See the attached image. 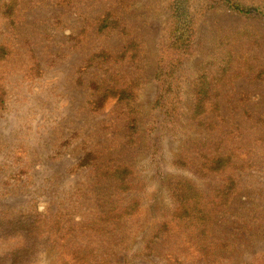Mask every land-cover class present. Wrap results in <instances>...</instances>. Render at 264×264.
<instances>
[{"label":"rangeland","instance_id":"obj_1","mask_svg":"<svg viewBox=\"0 0 264 264\" xmlns=\"http://www.w3.org/2000/svg\"><path fill=\"white\" fill-rule=\"evenodd\" d=\"M10 1L0 0V11ZM16 1L13 25L2 20L0 35L15 42L12 56L0 65L5 91L0 104V227L19 218L36 222L38 250L44 252L33 254L28 264H60L61 245L93 248L108 255L109 264H264V75L256 76L257 68L264 67V38L258 44L230 42L233 55L239 59L243 54L253 71L236 76L230 70L223 79L212 81L217 112L188 121L190 92L184 83L186 102L175 123L170 126L163 114L151 125L153 118L145 115L140 134L129 145L127 113L114 100L101 108L91 106L86 86L97 71L100 59L89 61L95 53L116 55L127 41L118 34H96L94 23L112 11L131 37L143 44L139 70L130 63L101 67L143 75L147 80L137 90L136 103L149 114L157 95L150 78L169 0H73L67 6L62 0ZM191 1L202 11L206 0ZM242 1L264 7V0ZM246 20L222 11L200 18L201 43L187 63L188 80L217 34L222 37L250 24L264 37L263 21ZM34 62L40 73L32 67ZM78 77L83 84H77ZM152 127L156 130L151 134ZM213 150H233L247 164L218 172L198 167L201 153ZM91 151L99 153L96 169L129 165L139 186L108 200L123 207L138 202L137 216L106 224L102 233L96 227L86 228L88 223L95 225L101 209L97 193L104 186L96 182L91 166L78 165ZM183 157L200 173L179 165ZM226 177H232L234 184L224 195ZM163 178L178 182L186 178L198 186L203 199L223 201L214 208L205 230L202 226L185 230L171 222L174 233L155 235L161 223L174 217L175 207L179 215L186 208L184 191L171 198ZM25 238L6 235L0 228V257L25 247ZM121 239L126 242L120 244Z\"/></svg>","mask_w":264,"mask_h":264},{"label":"trees","instance_id":"obj_2","mask_svg":"<svg viewBox=\"0 0 264 264\" xmlns=\"http://www.w3.org/2000/svg\"><path fill=\"white\" fill-rule=\"evenodd\" d=\"M72 1L62 0V4L67 6ZM16 4V0H11L8 5L4 6V10L0 11V35H2V20H9L10 25H13L14 19L12 16ZM202 6V11H198L194 9L191 0H169L165 7L167 21L164 32L158 40L154 74L150 78L156 83L157 95L149 108V114L136 103L137 90L147 80L143 75L139 73L126 74L124 71L112 72L109 67L106 69L101 67L103 64L121 67V64L130 63L139 70V64L143 63L144 60L143 44L131 37L130 32L121 22L120 17L112 11L106 12L95 21L96 34L122 35L127 43L124 50L116 55L100 51L99 53H95L93 58L89 60L90 62H94L100 59L96 61L95 70L97 69V71L94 73L95 78L93 77L86 84L93 98L90 105L101 108L109 100H114L115 105L127 113L126 141L129 145H132L135 137L140 134L141 121L145 115L152 117L151 125H155L160 115L164 114L169 117L168 123L172 126L180 117V110L187 101L191 103L187 119L188 121H197V118H200L202 115L205 116L209 112H217V102L215 101L214 94H211L212 81L223 79L230 70H233L236 76H241L246 69L253 71L248 66V62L243 57V54L239 59V55L237 57L233 55L232 46L230 45L231 41L239 39L244 40L246 43L258 44L259 40L264 38L252 25L244 24L240 29L225 32L222 37L217 34L212 40L214 44L209 54L197 65L193 76L188 80V77L185 75L187 63L197 54L201 43L198 22L207 12L222 11L242 16L247 19L246 21L255 19L264 22V7L258 4H247L242 0H206L202 2ZM0 38L1 65L2 62L12 56L15 42L9 41L6 38ZM240 61L242 62L241 64H239ZM234 64L235 67L233 66ZM33 66L35 71L41 72L39 64L34 62ZM1 70L2 68L0 67ZM262 75H264V67H258L256 76L259 78ZM184 83L187 84V91L190 92V97L186 101L182 97ZM77 84H83L82 78L78 77ZM4 93L0 77V104H3ZM198 125L201 126L202 123L198 122ZM155 130L156 128L152 127L150 133L152 134ZM98 154L96 151L85 153L78 165L80 167L91 166L93 173L98 177L96 182L99 185H104L100 188L101 191L97 193V203H101V209L99 215L96 217L95 225H92L94 222L92 224L88 223L89 227H86L90 229L96 227V230L102 233V226L106 224H115L127 219L131 220L137 216L138 202L129 203L123 207L119 203H108V200L113 199L119 193L126 192L129 188L131 191H136L139 186L132 179L134 172L129 165L103 166L96 169ZM204 154L201 153L202 162L198 167L208 172H218L225 167L235 169L247 164L241 162L233 150H223L221 152L213 150L212 154ZM190 162L191 160L188 157H183L179 159L178 164L190 168L197 174L200 173V170L189 165ZM226 178L228 179V184L221 191L224 195L228 193L225 190L229 191L234 184L232 177ZM163 182H166L165 189L171 198L178 197L180 194L178 191H184L182 194L185 196L186 208L179 215L177 212L178 208L175 207L174 217L170 221L161 223L155 235L174 233V230L170 228L171 222L178 224L185 230H192L199 226H202L203 230H205L207 222L215 214L214 208H217L223 201L216 202L215 200H207V198L203 199L204 194L199 191L198 186L186 178L180 182L163 178ZM194 219L202 224L197 225ZM39 220L37 218V221ZM35 224L34 220L27 221L26 218L14 219L1 224L0 228L4 229V234L25 235L27 238L24 239L25 247L12 250L10 253L0 257V264H28L33 254L37 256V253L41 254L44 252V250H38V238L35 233L37 228ZM8 227H11V229L5 231ZM58 239L64 240V237L58 236ZM124 242H126L125 239H121L120 244ZM59 258L60 264H109L107 261L108 255L98 254L97 250L82 246L65 247L61 245Z\"/></svg>","mask_w":264,"mask_h":264}]
</instances>
